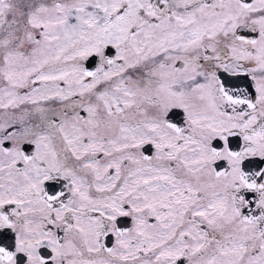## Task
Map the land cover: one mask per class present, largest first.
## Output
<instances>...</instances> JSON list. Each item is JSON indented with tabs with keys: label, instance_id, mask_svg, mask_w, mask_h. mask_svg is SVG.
Instances as JSON below:
<instances>
[{
	"label": "snow or ice",
	"instance_id": "1",
	"mask_svg": "<svg viewBox=\"0 0 264 264\" xmlns=\"http://www.w3.org/2000/svg\"><path fill=\"white\" fill-rule=\"evenodd\" d=\"M0 264H264V0H0Z\"/></svg>",
	"mask_w": 264,
	"mask_h": 264
}]
</instances>
